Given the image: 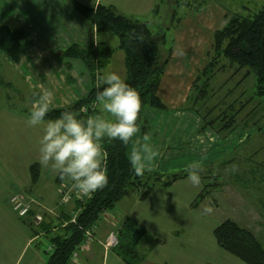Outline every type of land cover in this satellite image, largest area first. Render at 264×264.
<instances>
[{"label": "crops", "instance_id": "1", "mask_svg": "<svg viewBox=\"0 0 264 264\" xmlns=\"http://www.w3.org/2000/svg\"><path fill=\"white\" fill-rule=\"evenodd\" d=\"M78 1L90 7L114 6L118 13L145 22L151 27L149 21L141 19L147 15L143 16L144 12L132 9L129 5L124 4L121 8L113 0H107L106 3H103V0ZM142 4L146 7L153 3L148 5V1L144 0ZM186 9L184 16L176 19L175 25L173 23L171 27H167V29L174 27L172 37L167 38L165 33L166 45H169L167 48L171 47L172 51L158 95L167 109L158 111L146 107L143 110V117L147 122L146 128L144 130L139 128L138 132V137L141 138L145 134L149 135L151 143L158 152L152 163V170L145 172H156L164 179L186 171L185 166L193 163L192 159L199 167L212 161L213 155L217 152L213 142H209L210 138L207 136L211 137V135L206 134L207 129L200 128L199 117L195 112L186 111L184 108L197 77L181 70L182 63L189 53L184 50V42L180 39L193 38V35L187 34L192 31L196 32L194 35L196 37L202 31L201 15L205 13L192 6H187ZM2 24L12 27L20 24L30 28L31 43L23 44L15 60H11L2 50L0 52L18 77L23 79L25 75L29 77L30 88L35 92L29 94L26 99L24 93L18 91L23 100L20 110L13 107L16 103L15 97L9 92L4 98L6 103L0 106V264H46L49 258L46 259L39 247H33V244L42 237L49 236L51 241V236L59 231L58 224L64 217L63 211L71 210L74 204L64 207L58 204L62 184L71 181L68 178L60 179L58 171L51 163L48 164L49 168L48 165L41 164L39 141L43 135L44 125L36 127L28 125L26 117L30 110L25 107L26 101L32 104L37 98V89H45L51 93L52 104L49 110L51 111L70 107L87 96L92 88V78L85 64L80 59L63 58L59 54L74 44L84 47L102 42L112 47L109 45L112 38L108 34L113 33L98 32L96 26L75 8L71 0H0V25ZM120 51L125 71L111 70L112 58L102 74L106 71H115L126 79L125 55L121 49ZM199 70L201 71V68ZM95 107L98 109V103H95ZM47 120L50 119H45ZM35 164L38 166L39 176L34 182L31 167ZM46 167L48 170H55L53 174L56 175L52 177L55 182L53 190H48L47 182L41 178L43 173L48 172V170L43 171ZM187 181L189 180L185 176L168 186L157 183L143 199L140 197V190L133 194L131 191L99 220L94 229L95 240L87 248L79 251L77 257L73 259V264H126L115 251L117 245L107 248L104 243L111 232L118 234V229L127 218L134 219L146 231L141 243L144 244L146 241V244L143 249L139 247L145 255L144 263L171 264L176 257L170 260L168 259L170 256H164L169 255L167 241L169 238L172 240V237L178 239L190 229L186 221L187 217L181 213L192 212L194 210L192 208L198 206L209 195L200 198L205 184L201 178L197 186L199 191L201 185L203 189L194 202L191 199L185 201L183 198L186 196L179 192L185 191L187 186L193 184ZM175 190L178 192L176 197L173 194ZM15 196L21 197L29 204L34 214L41 213L43 216L41 224L48 227V230L51 229V232H43L41 224L32 222V214L29 217L19 216L12 202ZM211 205L215 206L216 203L213 201ZM160 223L164 228L167 227L168 231L166 229L163 231ZM192 233L195 231L193 230ZM148 234L155 238L152 243L148 241ZM146 245L149 251H145ZM173 246L177 251L181 248L180 256L177 255L178 264L242 263L230 253L219 254V258L210 259L186 252L182 243L177 242ZM167 259L169 261H166Z\"/></svg>", "mask_w": 264, "mask_h": 264}, {"label": "trees", "instance_id": "2", "mask_svg": "<svg viewBox=\"0 0 264 264\" xmlns=\"http://www.w3.org/2000/svg\"><path fill=\"white\" fill-rule=\"evenodd\" d=\"M71 2L83 16L96 26L98 32H110L119 38V47L125 55L127 72L125 80L138 91L141 97L142 108L137 124L144 130L147 122L143 117V110L146 107L158 111L167 109L158 95L172 51L171 47L165 48L166 32H156L147 23L118 13L114 6L90 7L81 4L78 0H71ZM185 5L192 6L189 2ZM160 6L161 3H157L155 10L158 11ZM194 8L199 10V4ZM30 34V28L26 25L14 27L6 24L0 25V50L11 60H15L23 44L31 43ZM213 49L214 57L202 70L201 76L199 75L195 79L190 93L194 94L200 77L206 76L208 83L217 59L224 56L233 65L246 67L254 74V96L264 97V5L248 16L238 13L229 16L226 24L214 33ZM113 55L114 49L102 42L84 47L74 44L61 52L59 56L80 59L85 64L92 78V88L87 96L72 106L49 111L45 119H56L65 111H70L81 119L97 114L98 109L96 107L92 109V105L97 103L96 96L101 90L97 87L98 76L108 66ZM192 94L188 96L187 103ZM205 97H200V99H205ZM195 100H199L198 95ZM202 119L205 120L204 128L213 123V120L206 121L204 117ZM128 147L118 140L103 144V167L108 175V183L103 189L93 193L90 198L73 197L68 204H74L73 208L63 211L64 217L58 224L59 231L51 236L52 250L46 264H73L72 256L85 240L86 231L93 229L103 214L112 210L131 191L140 190V197L143 199L157 183L168 186L188 175L184 171L167 176L165 179L156 172H145L138 176L129 164ZM31 171L32 179L35 182L39 176L38 166L33 165ZM200 175L205 182L203 193L200 196L203 198L210 194L209 187L213 183L207 184V177L202 176L201 173ZM75 210H78V214L73 222L72 212ZM30 214L34 215V211L32 210ZM41 228L45 233L51 232V229H47L48 227L42 225ZM117 233L119 240L115 247L117 254L126 264H143L145 255L139 250V247L146 236V231L134 219L127 218ZM214 236L221 248L245 264H264V241L259 240L251 230L242 227L236 221L226 219L220 223L214 229Z\"/></svg>", "mask_w": 264, "mask_h": 264}, {"label": "rangeland", "instance_id": "3", "mask_svg": "<svg viewBox=\"0 0 264 264\" xmlns=\"http://www.w3.org/2000/svg\"><path fill=\"white\" fill-rule=\"evenodd\" d=\"M106 1L103 0V3ZM143 1L113 0L118 7L123 8L126 4L132 9L144 12L143 16H147L141 19L149 21L154 31L166 32L167 38L172 37L174 30V27L171 29L167 27H171L173 23L175 25L176 19L183 17L187 11L185 3L189 2L192 7L199 4V11L205 12L201 15L202 31L196 37H194L196 32L192 31L187 34L193 35V38L180 39L184 42V50L189 53L182 63L181 70L195 78L202 73L215 55L212 44L215 29L223 27L229 16L234 13L248 16L264 5V0H147L148 5L153 4L145 7ZM159 2L161 6L156 11L155 6ZM108 35L112 38L109 45L115 50L110 69L125 71L122 52L117 48L119 38L115 34ZM167 46L169 45L167 44L165 48ZM217 60L208 83L206 76L200 77L194 94H189H192L191 99L184 106L186 111H193L199 117L201 129L204 128L203 117L206 121L213 120L205 129L206 134L211 135L206 136L210 138L209 142H213L217 152L213 155L212 161L200 166V173L207 177L206 183L213 185L209 187L210 194L198 206L192 208L194 209L192 212L181 213L187 217L190 229L178 239L172 237V240L169 238L167 241L169 255L164 256H170L168 258L170 260L176 257L171 264L179 263L177 255L180 256L181 248L177 251L173 246L177 242L185 246L186 252L199 254L200 257L214 259L219 258V254H229L216 243L213 234V229L226 219L236 221L242 227L251 230L259 240L264 241V97L254 96L255 76L248 68L233 65L224 56ZM24 77L25 79L20 78L14 73L0 52V106L6 103L4 98L9 92L15 97L16 103L13 107L20 110L23 100L18 91L24 93L26 99L34 91L30 88L29 77L27 75ZM41 91L45 89H37L38 93ZM196 95L199 96V100H195ZM203 96H206L205 99H200ZM26 102L25 107L30 110L32 104L28 100ZM192 160L195 163V160ZM190 164H186L185 170ZM47 167L49 168V165ZM47 167L44 172H47ZM54 171L49 169L46 174L41 175L43 181L47 182L48 190H53L55 184L52 178L56 175L53 174ZM200 191L197 185L192 184L179 193L186 196L183 198L185 201L191 199L194 202ZM136 192L139 191L134 190L131 193ZM173 194L176 197L177 190L173 191ZM213 201L216 203L215 206L211 205ZM206 208H211V212H206ZM163 229L168 231L162 224ZM193 230L195 233H192ZM147 236L148 241L152 243L155 238L149 234ZM145 244L146 241L140 248L143 249ZM34 246L39 247L46 259L49 258L52 247L49 236L37 239ZM145 251H149L148 245L145 246ZM164 256L161 255L163 258ZM168 259L166 261H169Z\"/></svg>", "mask_w": 264, "mask_h": 264}, {"label": "clouds", "instance_id": "4", "mask_svg": "<svg viewBox=\"0 0 264 264\" xmlns=\"http://www.w3.org/2000/svg\"><path fill=\"white\" fill-rule=\"evenodd\" d=\"M97 87L101 89L96 96L98 113L86 119L65 111L56 119L45 121L52 104L51 93L47 91L36 94L26 117L31 127L44 125L39 141L41 164L51 163L61 179L71 181L77 196L87 198L108 183L103 167L105 142L118 140L125 146L131 145L127 158L138 176L152 170V163L158 155L149 135L138 137L137 121L142 108L138 91L115 71L99 75ZM186 172L194 185L200 183L197 163H191ZM211 210L205 209L206 212Z\"/></svg>", "mask_w": 264, "mask_h": 264}, {"label": "built area", "instance_id": "5", "mask_svg": "<svg viewBox=\"0 0 264 264\" xmlns=\"http://www.w3.org/2000/svg\"><path fill=\"white\" fill-rule=\"evenodd\" d=\"M94 107H95V104L92 105V109H94ZM59 193H60L59 201H58L59 206L68 205L71 202V200L73 199V197L77 196L76 192L71 187V182L63 183L61 188H60ZM77 197L81 198L82 196H77ZM12 202L14 204V209L17 211L19 216H21V217H29L30 216L32 208L29 206V204L24 202L21 197L15 196L13 198ZM77 214H78V210H75L72 212V221L73 222L76 220ZM105 214H106V212L103 215H105ZM31 219H32V222H34L37 225H39L43 222V216L41 213L34 214ZM95 227L96 226H94L93 229L86 231L85 240L78 246L77 250L73 254L72 261H73V259H75L77 257L79 251L87 248L90 245V243H92L95 240V236H94ZM118 242H119V240H118L117 234L114 232H111L108 235L104 245L107 248L108 247H114L118 244Z\"/></svg>", "mask_w": 264, "mask_h": 264}]
</instances>
